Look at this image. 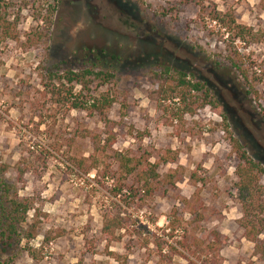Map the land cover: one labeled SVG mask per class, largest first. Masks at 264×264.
<instances>
[{
  "label": "rangeland",
  "instance_id": "rangeland-1",
  "mask_svg": "<svg viewBox=\"0 0 264 264\" xmlns=\"http://www.w3.org/2000/svg\"><path fill=\"white\" fill-rule=\"evenodd\" d=\"M200 1L203 12L190 0H0V204L8 202L4 185L10 197L29 199L35 211L11 236L1 234L8 222L0 214L1 264H188L172 259L169 247L177 249L175 242L184 238L204 240L210 231L223 237L216 264H264L237 224V159L229 145L230 135L264 168V0ZM213 6L235 25L253 29V39L236 40L211 22ZM235 51L256 95H246L248 87L228 63ZM162 65L202 82L212 104L183 124H164L151 100ZM84 68L113 75L90 91L113 98L106 123L97 114L65 110L40 85L47 69ZM83 130L97 135L100 146L111 135L117 152H175L176 164L158 172L181 168L178 183L147 200L125 190L113 197L111 181L70 165L71 157L94 154V143L80 137ZM71 136L68 148L64 141ZM259 184L264 201V176ZM173 207L183 224L172 239L167 216ZM108 214L124 225L115 242L101 233ZM158 240L164 258L151 244L143 247ZM182 254L192 264H215L211 256Z\"/></svg>",
  "mask_w": 264,
  "mask_h": 264
},
{
  "label": "trees",
  "instance_id": "trees-1",
  "mask_svg": "<svg viewBox=\"0 0 264 264\" xmlns=\"http://www.w3.org/2000/svg\"><path fill=\"white\" fill-rule=\"evenodd\" d=\"M190 1L200 8V12L205 11L202 1ZM209 17L211 22L219 24L224 29H229L236 40L245 41L246 38L251 37L253 39L254 37L253 29L235 25L230 14L217 12L214 6ZM1 23L7 25L4 20ZM242 60L235 51L233 54L230 53L228 63L241 78L244 87H248L249 92H246V95L250 93L256 95ZM40 79L43 91L50 98L56 97L55 104L62 106L67 111L85 112L88 116L97 114L106 123L105 113L114 104V100L107 94L100 98L91 96L90 91L95 83L105 85L110 82L113 79L112 74L95 71L92 68L77 71L66 69L62 72L47 69L44 74H41ZM154 79L157 84L156 89L151 93V100L154 102L156 110L162 114L164 124L170 127L174 124H183L186 116L193 117L197 110L212 104L211 96L204 84L182 70L162 65L154 74ZM252 81L260 80L252 78ZM76 87L79 88L78 92H74ZM224 132L229 135L227 128ZM80 137L89 138L94 143V154L88 157H71L69 159L70 165L84 176L94 172V178L102 176L103 179L111 181L110 194L113 197L124 196L123 190H125V193H132L144 200L151 199L155 195L165 192L168 188L174 189L180 179L181 168L169 170L166 174L158 172L162 166L176 164L177 154L175 152L167 150L163 156L156 157L144 151L140 152V150L137 154H132L131 151L117 152L112 150L114 139L111 135L106 138L103 146H100L99 137L88 130H83ZM143 137V134H137L139 141ZM74 141V136H71L64 142L68 148H71ZM229 145L231 153L237 159L235 169L237 182L233 185V196L239 202L242 210V218L238 220L237 224L242 230L243 238L253 245L254 255L264 260V242L260 240V236L264 232V201L263 188L259 184L260 177L264 176V168L253 161L241 143L230 135ZM103 156L111 160V163L104 162L101 158ZM151 159H154L152 164L149 162ZM196 185V182L193 183L194 187H197ZM3 187L8 202L7 204L4 202V205L0 204V214L5 216V221L8 224L1 234L11 236L16 234L15 225L24 223L27 214L34 210L29 199H20L16 193L10 197L7 186L3 185ZM179 201L182 206L190 205V202L185 199ZM188 214L193 216L190 211ZM167 221L173 239L174 234L182 230L183 224L182 218L178 215L177 207L172 208L171 213L167 216ZM123 229L124 225L118 215L108 214L103 217L101 233L108 242L118 241L120 238L116 234ZM183 235L184 237L186 235L184 229ZM222 239L223 237L216 231H210L204 240L193 238L191 242H187L184 238L180 242H175L177 249L173 246L172 248L169 247L172 250V259L179 256L188 264H192L189 258L182 254L184 252L190 257H196L197 254L211 256L215 259L214 263L216 264L220 261L219 253L223 245ZM149 244L154 247L156 256L164 258L162 253L165 247L160 240L145 243L143 247L147 248Z\"/></svg>",
  "mask_w": 264,
  "mask_h": 264
}]
</instances>
